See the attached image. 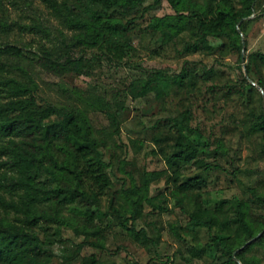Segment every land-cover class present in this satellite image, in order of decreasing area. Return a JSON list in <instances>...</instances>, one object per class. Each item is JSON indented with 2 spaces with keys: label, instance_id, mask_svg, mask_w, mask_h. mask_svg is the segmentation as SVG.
Segmentation results:
<instances>
[{
  "label": "rangeland",
  "instance_id": "374dc122",
  "mask_svg": "<svg viewBox=\"0 0 264 264\" xmlns=\"http://www.w3.org/2000/svg\"><path fill=\"white\" fill-rule=\"evenodd\" d=\"M0 1V14L14 23L9 31L0 30V46L15 44L26 54L1 55L18 66L10 69V75L22 81L34 80L39 104L82 109L102 143L104 159L111 163L107 169L112 180L110 192L103 194L98 204L89 205L102 227L100 239L104 247L89 244L97 236L77 234L66 225L57 232V225L41 221L35 226L40 236L61 238L45 247L53 251L49 264H88L93 257L113 264H224L227 255L219 253L211 234L234 237L239 229L236 199L246 201L257 228L264 224V204L254 200L249 192L252 187L264 194V141L260 132L251 128L256 116L264 112V89L256 82L264 81V62L252 65L248 75L251 85H242L247 55L264 52V0H257L255 16L246 23L245 35L240 32L242 43L245 42L244 61L243 44L239 51L225 37L210 38V49L192 48L191 43L197 38L196 18L190 20L192 29L173 36L152 29L150 22L154 18L173 13V9L167 0H142L139 7L128 12L121 7L111 12L123 21L134 19V26L125 37L133 47L124 58L125 64H116L96 48L82 47L71 50L73 57L81 59L80 65L63 72L45 68L32 52L41 54L47 48L63 60L61 40H69L74 31L65 27L43 0ZM194 2L203 0H190L189 13L198 12ZM33 24L38 28H31ZM183 67L195 72L193 83L185 88L165 81L159 82L160 92L151 90L139 95L131 90L132 84L147 77L148 69L176 74ZM116 112L119 113L114 116ZM58 117H50L47 123ZM180 133L200 147L198 161L184 163L171 158ZM219 139L228 152L216 155ZM5 157L0 154V159ZM200 160L218 161L239 170L232 175L219 168L206 169ZM145 170L162 171L159 179L150 182L152 201L144 202L142 214L135 222L136 228L143 227L154 237L156 244L147 246L136 243L117 224L113 212L114 206L124 202L123 190L133 180H140ZM10 173L0 167L3 183L9 182ZM194 178L200 182L184 189L183 209L176 202L174 191L181 195L179 185ZM37 180L49 188L60 185L52 172L40 174ZM0 193L9 197L4 188H0ZM63 212L69 213L67 209ZM192 214L201 222L191 220ZM0 215L5 213L1 210ZM6 216L14 218L13 213ZM209 220H214L211 227ZM245 256L256 264H264V242L254 244Z\"/></svg>",
  "mask_w": 264,
  "mask_h": 264
},
{
  "label": "trees",
  "instance_id": "16d2710c",
  "mask_svg": "<svg viewBox=\"0 0 264 264\" xmlns=\"http://www.w3.org/2000/svg\"><path fill=\"white\" fill-rule=\"evenodd\" d=\"M46 5L62 19L65 27L74 31L69 40L62 39L64 59L61 60L52 50L43 48L38 57L42 66L54 71L75 69L81 59L71 55V50L82 47L96 48L107 54L108 59L116 64H125V56L133 49L125 38L134 26V19L125 21L111 14L116 7L124 12L139 7L142 0H43ZM173 13L156 17L150 27L163 30L169 36L192 29L190 20L196 18L198 23L197 38L191 43L192 48L210 49V38H227L229 43L242 48V32L245 35L246 23L253 18L257 0H203L194 2L198 12L189 13L190 0H167ZM91 4L100 7L93 9ZM1 7V1H0ZM5 14H0V30L5 32L12 28ZM16 24V23H15ZM20 26V25H19ZM240 28V30L238 29ZM31 28H38L33 24ZM2 54L26 57L24 50L15 44L4 43L0 46V167H6L10 173L8 183L0 179V188L9 192V197L0 193V264H49L53 251L45 249L61 238L42 237L35 229L41 222L60 226L66 225L77 234L97 236L89 244L103 248L101 241L102 227L95 221L96 214L89 205L98 204L101 196L110 192L112 180L108 174L109 161L104 159L102 143L94 133L86 114L80 108H68L54 104H39L35 98L36 83L31 78L22 81L10 75V69L17 67L1 58ZM240 55V54H239ZM264 62V52L253 51L247 55L246 71H252V65ZM20 68V67H19ZM194 70L183 67L179 73L169 74L163 69H148L146 78L140 79L131 90L144 95L151 90L161 91L159 82L173 81L179 88H185L194 81ZM257 84L264 89V81ZM242 85H251L248 77H242ZM120 111V109H119ZM119 113H114V116ZM59 115L58 119L47 120ZM251 128L261 134L264 141V112L256 116ZM176 151L172 159L184 163L198 161L201 150L197 143L180 133L175 143ZM226 144L219 139L215 154L227 153ZM206 169L219 168L235 175L239 167L229 169L220 162L207 163L200 160ZM52 172L60 181L58 187H47L37 180L40 174ZM160 170H145L140 180H133L132 185L122 192L124 202L113 207L117 224L136 242L143 246L156 244L143 227L136 228L135 222L141 216L144 202H151L150 182L161 177ZM197 179H187L181 183V195L174 191L176 202L182 204L184 189L199 184ZM254 200L264 204V194L250 187ZM116 194V192H115ZM236 213L239 229L234 237L230 235L211 234L213 244L219 253L227 255L224 264H256L245 253L254 245L264 242V224L257 228L251 221L246 201L236 199ZM82 205H87L83 207ZM181 208L182 205H181ZM67 209L68 214L63 211ZM184 209V208H183ZM13 213L10 219L7 214ZM191 220L200 223V219L191 215ZM214 220L207 221L212 224ZM218 221V220H216ZM225 221H222L224 223ZM211 227V225H210ZM258 232H262L257 236ZM255 237V238H254ZM253 240L249 241L250 239ZM243 246V247H242ZM88 264H113L93 257Z\"/></svg>",
  "mask_w": 264,
  "mask_h": 264
},
{
  "label": "water",
  "instance_id": "95a60500",
  "mask_svg": "<svg viewBox=\"0 0 264 264\" xmlns=\"http://www.w3.org/2000/svg\"><path fill=\"white\" fill-rule=\"evenodd\" d=\"M255 16V13H252L249 17H254ZM238 29L240 30V28L238 27ZM243 48H242V53H241V57H242V60L244 61V56H245V49H244V45H245V42L243 41ZM245 75L248 77V73H247V71L245 70ZM258 87L260 88V89H262V87L261 86H259L258 85ZM261 234V233H260ZM259 234V235H260ZM259 235H257V236H259ZM249 242V241H248ZM236 259H238V258H236Z\"/></svg>",
  "mask_w": 264,
  "mask_h": 264
}]
</instances>
